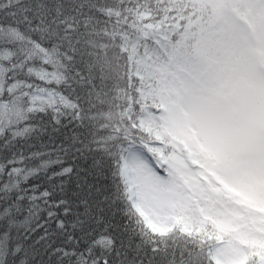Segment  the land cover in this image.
Returning a JSON list of instances; mask_svg holds the SVG:
<instances>
[{
    "label": "snow or ice",
    "instance_id": "obj_1",
    "mask_svg": "<svg viewBox=\"0 0 264 264\" xmlns=\"http://www.w3.org/2000/svg\"><path fill=\"white\" fill-rule=\"evenodd\" d=\"M0 264H264V0H0Z\"/></svg>",
    "mask_w": 264,
    "mask_h": 264
}]
</instances>
